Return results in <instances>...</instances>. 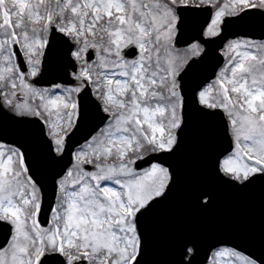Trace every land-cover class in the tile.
Segmentation results:
<instances>
[{
  "label": "snow or ice",
  "instance_id": "obj_1",
  "mask_svg": "<svg viewBox=\"0 0 264 264\" xmlns=\"http://www.w3.org/2000/svg\"><path fill=\"white\" fill-rule=\"evenodd\" d=\"M257 187L258 225L181 221ZM0 234V264H264V0H0Z\"/></svg>",
  "mask_w": 264,
  "mask_h": 264
},
{
  "label": "water",
  "instance_id": "obj_2",
  "mask_svg": "<svg viewBox=\"0 0 264 264\" xmlns=\"http://www.w3.org/2000/svg\"><path fill=\"white\" fill-rule=\"evenodd\" d=\"M189 179H202L201 175L193 176L189 171ZM262 210V190L255 188L246 198L234 199L227 191L221 190L218 197V205L215 213L207 217H198L186 211L181 217V221L189 224H228L237 218L249 220L259 224ZM156 259L165 258L163 251H158Z\"/></svg>",
  "mask_w": 264,
  "mask_h": 264
}]
</instances>
